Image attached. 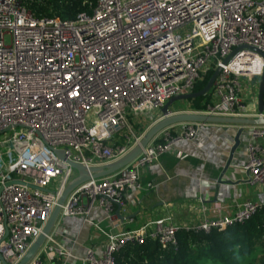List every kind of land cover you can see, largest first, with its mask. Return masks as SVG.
<instances>
[{"label": "built area", "instance_id": "built-area-1", "mask_svg": "<svg viewBox=\"0 0 264 264\" xmlns=\"http://www.w3.org/2000/svg\"><path fill=\"white\" fill-rule=\"evenodd\" d=\"M216 69L203 108L168 117L264 120V90L260 113L253 82L264 72V0H95L73 20L38 17L21 0H0V264H19L41 234L76 178L67 161L89 178L67 195L59 213L83 216L102 233L87 219L95 206L114 223L113 207L121 210L125 191L152 190L140 183L142 168L194 141L204 123L163 128L113 174L94 178L91 170L126 156L144 135L134 125L153 119L171 98L194 93ZM192 100L185 101L191 106ZM246 129L242 182L264 186V125ZM237 208L232 215L204 217L196 227L168 216L107 234L100 256L88 249L77 258L48 234L38 255L61 264H116L114 255L128 244L150 240L166 249L181 230L208 233L243 224L264 212V203ZM40 262L35 256L27 264Z\"/></svg>", "mask_w": 264, "mask_h": 264}, {"label": "crops", "instance_id": "crops-1", "mask_svg": "<svg viewBox=\"0 0 264 264\" xmlns=\"http://www.w3.org/2000/svg\"><path fill=\"white\" fill-rule=\"evenodd\" d=\"M190 107L192 110L196 109L193 103L190 106L188 101L179 100L168 110L169 113L175 114ZM253 110V106H248L249 112ZM160 116L161 109L156 110L152 115L153 119H147L142 126L134 125L135 132L144 131L140 143L153 126L152 123ZM225 119L251 122L258 120ZM255 125L257 124L240 122L204 123L194 141L176 145L172 153L164 154L154 164L142 168L140 183L143 186L147 183L152 184L154 188L125 191L119 215L116 213L119 207L117 205L113 207L114 223L105 219L98 206L90 211L87 219L96 223L103 233L85 222L83 216L63 217L58 213L48 234L77 258H83L88 249H92L96 256H100L106 245L107 234L137 230L168 216L172 218L174 224L196 227L204 217L216 219L222 215L234 214L237 207L245 202L264 203V186H251L242 182L245 177L243 167L247 162L246 144L249 139L246 127ZM239 130L241 133L238 137V147L221 179L233 184H218V178L229 159L230 149ZM140 143L131 148L127 155L140 146ZM41 248L42 245L33 256H38L40 264H61L59 259L48 262L44 254L38 255ZM69 264L79 262L70 260Z\"/></svg>", "mask_w": 264, "mask_h": 264}, {"label": "trees", "instance_id": "trees-1", "mask_svg": "<svg viewBox=\"0 0 264 264\" xmlns=\"http://www.w3.org/2000/svg\"><path fill=\"white\" fill-rule=\"evenodd\" d=\"M38 17L73 20L80 12H89L95 0H21ZM196 85L194 93L204 88L211 77ZM209 93L192 100L194 108H203ZM116 264H264V212H257L243 224L208 233L181 230L176 244L162 249L156 242L128 244L114 255Z\"/></svg>", "mask_w": 264, "mask_h": 264}, {"label": "water", "instance_id": "water-1", "mask_svg": "<svg viewBox=\"0 0 264 264\" xmlns=\"http://www.w3.org/2000/svg\"><path fill=\"white\" fill-rule=\"evenodd\" d=\"M219 73V69H216L213 74L211 75V77L209 78V80L207 81L206 85L204 86V88L202 90H200L199 92L196 93H192L186 96H179V97H174L171 98L162 108H161V113L164 116V118L157 122L156 124H154L149 131L146 133V135L144 136L142 142L140 143V146L136 147V149L131 152L129 155H127L126 157L118 160L117 162H114L111 165H108L104 168L101 169H93L91 170L92 172V177L94 178H98V177H102V176H106V175H110L111 173H114L122 168H124L125 166H127L129 163H131L135 157L140 153L141 149L144 148L146 146V144L148 143V141L160 130H162L165 127H168L170 125L176 124V123H180V122H198V123H237L240 122L242 124H257V125H264V120H256V121H242V120H233V119H225V118H215V117H207V116H200V115H193V114H184V115H176V116H172V117H168L169 114V110L168 108L175 102V101H179V100H187V99H195L201 96H205L217 74ZM263 90H264V72L263 75L260 78L259 84H258V95H257V106H258V112H262L263 111ZM245 122V123H244ZM241 133V130H239V132H237V135L234 139V145L232 146V148L230 149V155H229V159L227 160L222 173L220 174L219 178H218V184H233L232 182L229 181H222V177L224 175V173L226 172L227 168L229 167L231 158L233 153L236 151L237 147H238V137ZM57 156L60 159H65L62 156L61 152H56ZM67 163L73 168L75 169V171L78 172V177L75 178L70 184L69 186L66 188V190L64 191V193L62 194L61 198L59 199L57 206L55 207L54 211L52 212L46 226L43 228L41 234L39 235V237L33 242V244H31L29 250L27 251V253L25 254V256L23 257V259L21 260V262L19 264H27L32 258L33 256L36 254L38 248L43 244L45 237L48 235L55 218L57 217L58 213L60 212V207L62 206L65 198L67 197V195L75 188L77 187L79 184H81L82 182L86 181L89 177L88 174L86 172V170L79 164L74 163V162H70L67 161ZM117 215H119V210L116 212Z\"/></svg>", "mask_w": 264, "mask_h": 264}, {"label": "rangeland", "instance_id": "rangeland-1", "mask_svg": "<svg viewBox=\"0 0 264 264\" xmlns=\"http://www.w3.org/2000/svg\"><path fill=\"white\" fill-rule=\"evenodd\" d=\"M259 81H260V79H258V78H256V79H254L253 80V82L255 83V84H259ZM205 264H213V263H211V262H207V263H205Z\"/></svg>", "mask_w": 264, "mask_h": 264}]
</instances>
